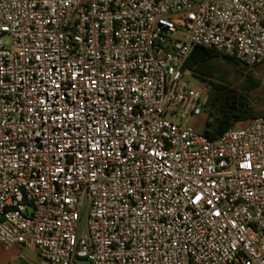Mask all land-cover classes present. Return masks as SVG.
I'll return each mask as SVG.
<instances>
[{
  "label": "built area",
  "instance_id": "obj_1",
  "mask_svg": "<svg viewBox=\"0 0 264 264\" xmlns=\"http://www.w3.org/2000/svg\"><path fill=\"white\" fill-rule=\"evenodd\" d=\"M199 45L263 63L264 0H0V245L264 264V115L197 130Z\"/></svg>",
  "mask_w": 264,
  "mask_h": 264
},
{
  "label": "trees",
  "instance_id": "obj_2",
  "mask_svg": "<svg viewBox=\"0 0 264 264\" xmlns=\"http://www.w3.org/2000/svg\"><path fill=\"white\" fill-rule=\"evenodd\" d=\"M218 57L233 61L241 73L243 68L248 67L235 56L201 45L194 48L185 63V70H190L210 86L203 112V133L211 139L223 135L235 122L258 115L247 105L245 94L241 90L211 77L215 68L214 60ZM251 72H248L247 83L244 84L246 89L258 85Z\"/></svg>",
  "mask_w": 264,
  "mask_h": 264
},
{
  "label": "rangeland",
  "instance_id": "obj_3",
  "mask_svg": "<svg viewBox=\"0 0 264 264\" xmlns=\"http://www.w3.org/2000/svg\"><path fill=\"white\" fill-rule=\"evenodd\" d=\"M6 40L8 41V38ZM214 64L215 68L211 77L241 90L245 94L247 105L257 114L264 115V62L252 68H243V73L238 71V66L233 61L223 57L216 58ZM249 71H252L251 73L258 82V85L246 89L244 84L247 83L246 80ZM185 75L190 83L205 88V97L207 98L210 90L208 83L201 81L190 70H186ZM203 117L202 114L201 117L192 120V123L199 131H203L204 129Z\"/></svg>",
  "mask_w": 264,
  "mask_h": 264
},
{
  "label": "crops",
  "instance_id": "obj_4",
  "mask_svg": "<svg viewBox=\"0 0 264 264\" xmlns=\"http://www.w3.org/2000/svg\"><path fill=\"white\" fill-rule=\"evenodd\" d=\"M0 264H41L39 253L23 245H0Z\"/></svg>",
  "mask_w": 264,
  "mask_h": 264
},
{
  "label": "snow or ice",
  "instance_id": "obj_5",
  "mask_svg": "<svg viewBox=\"0 0 264 264\" xmlns=\"http://www.w3.org/2000/svg\"><path fill=\"white\" fill-rule=\"evenodd\" d=\"M217 215H218V213H217Z\"/></svg>",
  "mask_w": 264,
  "mask_h": 264
}]
</instances>
